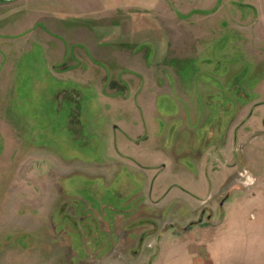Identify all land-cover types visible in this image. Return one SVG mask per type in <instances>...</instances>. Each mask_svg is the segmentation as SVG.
<instances>
[{"label": "rangeland", "instance_id": "374dc122", "mask_svg": "<svg viewBox=\"0 0 264 264\" xmlns=\"http://www.w3.org/2000/svg\"><path fill=\"white\" fill-rule=\"evenodd\" d=\"M0 2V264H105L94 243L121 264L136 247L124 245L120 220L150 218L158 234L187 212L180 198L150 194L158 182L165 190L203 185L193 189L203 198L223 186L246 221L257 215L240 189L257 192L264 178V0H156L150 14L129 10L123 33L99 32L100 44H118L133 58L111 62L79 49L83 43L68 44L66 61H55L60 46L39 34L53 32L44 20L63 32L84 27L81 16L100 26L93 19L111 10L96 0ZM185 97L198 99L201 121L186 115L183 134ZM127 135H139V144H123ZM226 135L232 155L214 150L204 156L210 167L195 165L192 155L224 147Z\"/></svg>", "mask_w": 264, "mask_h": 264}, {"label": "crops", "instance_id": "0c3cea01", "mask_svg": "<svg viewBox=\"0 0 264 264\" xmlns=\"http://www.w3.org/2000/svg\"><path fill=\"white\" fill-rule=\"evenodd\" d=\"M14 1L15 0L9 1L8 3H12ZM34 1L36 0H33L31 3L30 0H22L21 4L32 5L35 4ZM96 1L101 8L111 10L108 12V15L105 18L98 16V18L93 19L95 21L101 20L100 26L90 25L89 23L93 22L92 19H90L89 17L88 20H86L84 16H81L83 21L82 24L84 25V27L76 29L75 25L70 24L74 27V31L70 30L69 32H63L57 29V26L54 22L44 20L46 27L49 28V30H53V32L40 30V36H49L55 39L56 42H54L56 46H60L59 52H53L52 54V58L55 59V61H57L60 56H63V60L66 61V58H68L69 54L68 44L71 47L75 45L78 46V44L81 43H83V45L78 47L79 49L83 47L86 48V50H89L91 54H93L94 52L98 53L99 56H102L100 57V59L102 60L105 59L106 61H108L112 56H120L121 54H123L122 58H124L123 56H125L126 59H129L130 61L133 60V58L130 57L131 54H127V51L125 52L124 49L118 44L113 45L112 47L114 48L100 44V39L98 38V36L100 35L99 32H102V30H104L102 28H105L107 30V28L113 26L119 28L120 31H125L127 28L124 24H126L127 26L129 20L132 17L130 15L132 14V12H134V14H136L135 12H139L140 15L144 13L150 14L151 8L156 7L158 3L156 2V0ZM0 3L7 4L6 2ZM75 10L77 11V9ZM129 10L133 11L129 12ZM110 12L112 13L111 15H109ZM21 13L22 15H26L27 13H29V11H24ZM22 18L23 17H18L15 22L18 23V25H22L24 20ZM13 22L14 21H11V23H8V25L11 26ZM24 32L26 33L25 29H20L16 33L19 34L18 36H22L23 34H25ZM50 35H55L57 37H52ZM180 37L181 35L176 36L174 39L179 40ZM70 63H72V61L68 60V64ZM156 102L157 100L154 103ZM184 102L190 104L189 112L184 115L183 112L180 114V116L183 115L182 119H184V128H186H182V132L183 134H186L185 131L187 130L189 123L186 120V115L190 116V119H188L189 121L198 123L199 121H201V113L197 111L196 106L194 105L195 103H198L197 98L185 97ZM152 112L153 114H158V112L156 111ZM170 115L172 114L169 112H165L164 118L167 119ZM168 121L169 120H166V122ZM243 126H247V122ZM243 129V127L240 128L239 132H242ZM156 130L154 131V134ZM188 130V139L191 141V139H194V131H196L197 129L194 127L192 129L189 128ZM211 135L212 139L215 134L212 133ZM229 135L224 136L223 140H221V146L225 144L224 147L220 148L212 145L206 148L207 150L205 153H195L194 155H192L191 158L195 165L199 167L204 165L210 167V163L204 161V156L212 151L210 153L211 155H208V157H206V160H208L207 158H212V153L214 152V150L217 152L219 150L222 151L223 149H226V152L231 153L232 155V144H234V141H231L229 143ZM127 136L129 138L124 137L123 144L129 141L139 144L137 141L139 140V135H133L132 137L129 135ZM179 140L182 141V139ZM115 149L120 151H128L129 148L124 145L123 147H118V145H116ZM176 149L178 150L179 148ZM185 154L187 153H183L182 155ZM171 156H173V159L176 160H178L179 158V156L174 154H172ZM176 165L177 172H180L181 170L183 173L184 168L182 169L181 167L183 166V164L177 162ZM165 168L166 165L160 166V169L162 171L165 170ZM206 171L208 173V168H206ZM212 173H214V169L211 166L210 174ZM193 176H195L194 173ZM258 183V186H256L258 188H256L257 192H254L253 189H240L243 191V195L246 196L244 199H248V201H246V204L253 203L254 207L257 206L255 207L257 215H254L253 211H251V218L247 217L248 221H246L245 217L247 210L241 208H233L234 205L229 203V195H222V190L224 188L223 186L222 190H219L218 193H215L214 191V193H212V197L211 193H209L205 198H203L199 197V195L197 197H194L195 194L193 192L194 188L202 187L203 185H193L196 183L191 182L189 184L192 185L187 188L186 186L182 185H180L181 187H176V185H173L168 188V190H165V187L162 188L160 186L161 182H158L157 186L151 188L150 194H156L161 197H165V195H171L172 199L180 198L182 200L180 203L178 201V208L181 209L182 205H185L187 207V212L182 214L183 216L179 220L171 219V222H174V224L172 223L169 228L167 225L162 223L163 225H161V229L158 230V234H156L157 227L154 223H151L152 219L150 218L149 220H146L147 222L144 223H136V220L130 222L131 219L128 220L130 223H123L120 220L119 225L123 228L122 231L125 232L124 245L128 244V242H131V240H134V245L130 247H136V249L133 248L134 250H129L130 254L125 255V261L122 260L121 264H264V178ZM208 199L211 204L206 207L205 203ZM223 205L226 206V208L224 209V213L223 210H221V214L219 215L217 209L219 208V206L221 207ZM181 210H185V208H182ZM153 217L156 218L155 215H153ZM141 220L143 222L145 219ZM130 234L134 236V239H132ZM144 238L148 239L146 241L147 243L144 242ZM150 238H152L153 240H157L154 245H149V243L153 241H150ZM150 247H153L154 251L150 252ZM93 249L95 250V253L101 255V257L104 259L105 264H112L114 262L112 261V259H110L111 256L103 251L102 245L99 246V243H94ZM87 252L91 254L94 253L92 249H89V251Z\"/></svg>", "mask_w": 264, "mask_h": 264}, {"label": "flooded vegetation", "instance_id": "af4514ba", "mask_svg": "<svg viewBox=\"0 0 264 264\" xmlns=\"http://www.w3.org/2000/svg\"><path fill=\"white\" fill-rule=\"evenodd\" d=\"M251 7V6H250ZM256 7V6H255ZM252 8V7H251ZM254 8V7H253ZM256 10V9H255ZM262 22V21H261ZM224 189V188H223ZM224 194L226 195L227 193L225 191L222 192V195L224 196ZM140 240V239H139Z\"/></svg>", "mask_w": 264, "mask_h": 264}, {"label": "water", "instance_id": "95a60500", "mask_svg": "<svg viewBox=\"0 0 264 264\" xmlns=\"http://www.w3.org/2000/svg\"><path fill=\"white\" fill-rule=\"evenodd\" d=\"M7 1H13V0H7Z\"/></svg>", "mask_w": 264, "mask_h": 264}]
</instances>
